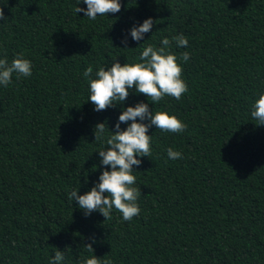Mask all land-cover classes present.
<instances>
[{
	"label": "trees",
	"instance_id": "16d2710c",
	"mask_svg": "<svg viewBox=\"0 0 264 264\" xmlns=\"http://www.w3.org/2000/svg\"><path fill=\"white\" fill-rule=\"evenodd\" d=\"M120 2L92 21L74 12L83 0H0V59L32 62L30 77L0 85V264H49L59 249L64 264L82 253L113 264H264V125L251 117L264 92V0ZM149 17L157 23L133 40L132 26ZM180 34L188 45L171 51L188 91L155 104L133 88L123 107L165 109L185 131L148 129L152 155L133 166L138 216H86L68 193L98 181L106 145L94 126L105 122L110 135L122 106L95 111L83 72ZM169 147L182 158L169 159Z\"/></svg>",
	"mask_w": 264,
	"mask_h": 264
},
{
	"label": "clouds",
	"instance_id": "9594fccd",
	"mask_svg": "<svg viewBox=\"0 0 264 264\" xmlns=\"http://www.w3.org/2000/svg\"><path fill=\"white\" fill-rule=\"evenodd\" d=\"M86 8L77 6L75 13H84V17L95 21L97 16L115 14L121 10L120 0H83ZM80 5V4H79ZM6 19L3 9H0V20ZM154 21L149 17L142 24L133 25L130 35L133 40L141 41L144 34L152 30ZM178 47H186L189 43L183 34L161 40V47L147 45L139 57L124 64L116 58L109 67L100 66L94 73L89 65L83 76L89 83V98L95 106V111L105 110L115 104L122 106L115 130L107 135L105 122L94 126L95 141H103L105 147L99 150L101 164L105 166L98 181L91 189L80 194V188L72 189L68 199L76 202L85 215L93 212L101 213L106 220L111 219L112 210L119 211L124 221H131L140 214L137 203L141 189L135 187L136 176L133 175V166H139L142 161L138 157H151L150 138L148 129L155 125L164 132L183 133L187 127L176 115L165 109H150L149 104L141 101L134 106L123 107V102L134 88L136 93L146 95L149 101L158 104L166 96L180 100L188 91V86L182 78V66L178 63L177 55L171 51L172 42ZM127 48V38L124 39ZM190 53L183 52L179 60L187 62ZM13 74L17 77L32 75V62L18 53L9 63L7 57L0 59V85L7 87ZM251 117L258 125H264V92L258 93V98L251 105ZM139 118V119H137ZM148 123H145V121ZM127 124V128H121ZM169 159L182 158V153L172 147L167 149ZM107 166H110V170ZM105 220V221H106ZM86 251L93 253L91 243L85 244ZM65 254L57 250L49 264H64ZM79 264H113L110 258L103 260L96 255L81 254Z\"/></svg>",
	"mask_w": 264,
	"mask_h": 264
}]
</instances>
